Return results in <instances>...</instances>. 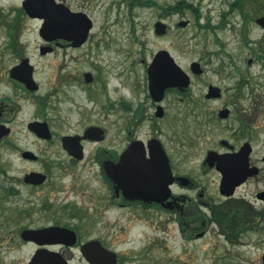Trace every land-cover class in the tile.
<instances>
[{"label": "flooded vegetation", "instance_id": "obj_1", "mask_svg": "<svg viewBox=\"0 0 264 264\" xmlns=\"http://www.w3.org/2000/svg\"><path fill=\"white\" fill-rule=\"evenodd\" d=\"M5 1H0V264H93L87 256L106 253L103 249L109 259L101 264H113L114 258L116 264H132L139 255L126 253L120 240L127 226L152 227L157 234L148 245L160 246L168 213L183 237L196 240L214 224L215 207L235 204L239 239L256 236L259 264H264V107L237 102L246 84L237 80L251 25L261 33L263 54L257 59L264 62V0H223L230 7L216 17L201 12L198 4L185 9L184 0L173 12L163 9L160 21L176 18L174 26L167 23L168 31L196 30L195 41L205 34L201 56L190 62L188 72L171 55L188 85L168 88L160 101L155 99L149 83L153 59L145 69L146 98L134 95L140 91L134 84L130 98L108 104L109 112L118 107L124 115L113 122L110 137L105 126L86 122L79 132L66 134L76 137L66 142L65 118L55 122L49 116L53 95L39 79V64L72 45L65 38L47 39L43 19L27 13L25 0L18 7ZM31 21L39 23L35 50L28 40ZM210 72L216 82L207 80ZM95 81L99 77L85 82ZM169 95L178 107L166 104ZM165 155L173 180L168 199ZM193 158L198 162L189 165ZM66 179L72 180L70 186ZM223 180L234 186L230 197L221 194ZM102 224L116 227L115 234H94Z\"/></svg>", "mask_w": 264, "mask_h": 264}, {"label": "rangeland", "instance_id": "obj_2", "mask_svg": "<svg viewBox=\"0 0 264 264\" xmlns=\"http://www.w3.org/2000/svg\"><path fill=\"white\" fill-rule=\"evenodd\" d=\"M22 1L5 2L18 7ZM141 1L150 5H140L132 0H65V4L73 11L87 13L94 23L91 38L83 48L65 46V51L60 49L39 64L42 71L39 79L43 82L45 91L53 95L50 102L53 109L49 110V116L55 122H63L65 118V135L79 132L86 122H94L105 126L110 137L113 122L116 118H124V115L118 107L119 112H109L108 104L130 98L135 89L134 84L140 88L134 95L137 94L138 99L146 98L148 92L145 69L160 50H167L185 71L189 70L193 59L201 56L204 33L199 34L195 41L193 38L196 30L190 29L181 34L172 28L161 36L155 32V24L162 18L163 9L169 11L179 0ZM187 1L188 3L184 0L182 6L183 3L185 6L198 4L201 12H211L214 17L230 7L229 2L223 0H207L205 3ZM185 9L189 7L186 6ZM245 10L250 8L246 7ZM187 16H192V12L188 11ZM168 22L174 26L176 18L170 17L166 20ZM27 25L30 29L28 40L35 50L39 45V23L31 21ZM229 34L232 33H225L227 37ZM260 36L261 33L251 25L246 35L250 43H246L243 48V59L239 66L241 73L237 80L244 78L246 81L243 96L237 101L240 106L264 107V62L257 59V55L263 54L259 49ZM208 48L213 46L210 44ZM33 57L36 59L37 53ZM250 59H253L251 65L248 64ZM86 73H91L96 79L99 77V81L86 84ZM207 80L216 82L218 79L210 72ZM195 94L200 95L198 91ZM174 103L176 104L175 96L169 95L166 104L172 108L178 107ZM198 159L193 158L188 164L194 165ZM65 184L70 186L72 180L66 179ZM116 230V227L102 224L94 229V234L109 236L114 235ZM163 230L164 234L161 232ZM156 234L152 227L143 224L127 226V233L120 240L125 241L122 248L126 253L139 255L133 259L132 264L260 263V251L254 246L256 236L250 235L246 242L241 243L239 240L233 243L216 224L209 226V232L204 238L187 240L181 235L173 216L167 213L165 224L159 233L164 236V242L152 247L148 244Z\"/></svg>", "mask_w": 264, "mask_h": 264}, {"label": "water", "instance_id": "obj_3", "mask_svg": "<svg viewBox=\"0 0 264 264\" xmlns=\"http://www.w3.org/2000/svg\"><path fill=\"white\" fill-rule=\"evenodd\" d=\"M25 10L32 17H40L45 20L42 28V34L49 40L65 38L72 42L73 46L79 47L88 39L89 33L93 28V20L84 12H73L63 3H57L56 0H25L23 3ZM156 32L163 35L167 31V25L158 22L155 25ZM86 81L92 80V75H85ZM188 76L179 68L173 57L168 51L162 50L155 56L152 65L149 68V83L151 95L160 101L168 88L178 85H188ZM27 83L31 81L25 80ZM97 129V128H96ZM94 129V130H96ZM91 131V129L89 130ZM88 131V132H89ZM76 137L65 136V142L74 140ZM160 160L163 162L162 151L158 153ZM162 156V157H161ZM127 153L123 156L126 160ZM165 182H166V199L170 197L169 185L173 182L172 172L167 155H165ZM233 187L223 180L221 185V194L230 197L234 194ZM75 234L73 231L65 229V234ZM95 243L89 246H94ZM106 253L92 254L87 256L93 264H101V260L108 261L109 251L103 249ZM264 260V259H263ZM65 264H67L65 262ZM113 264H116L114 258Z\"/></svg>", "mask_w": 264, "mask_h": 264}, {"label": "trees", "instance_id": "obj_4", "mask_svg": "<svg viewBox=\"0 0 264 264\" xmlns=\"http://www.w3.org/2000/svg\"><path fill=\"white\" fill-rule=\"evenodd\" d=\"M133 3L140 5H150L147 2L141 0H132ZM139 1V2H138ZM151 3V2H150ZM184 8L186 7L183 3ZM169 11H173V7H170ZM214 223L220 227L221 232L231 242L239 241V219L237 205H221L215 207L213 210Z\"/></svg>", "mask_w": 264, "mask_h": 264}]
</instances>
